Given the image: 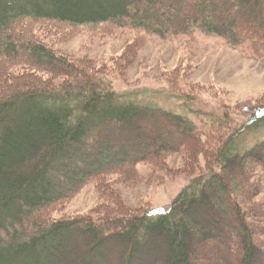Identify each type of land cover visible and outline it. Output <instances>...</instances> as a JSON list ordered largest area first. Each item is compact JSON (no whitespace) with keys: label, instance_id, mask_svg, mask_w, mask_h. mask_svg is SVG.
<instances>
[{"label":"trees","instance_id":"1","mask_svg":"<svg viewBox=\"0 0 264 264\" xmlns=\"http://www.w3.org/2000/svg\"><path fill=\"white\" fill-rule=\"evenodd\" d=\"M26 19L72 26L115 23L160 36L187 34L196 27L233 46L264 50V0H0V264H61L67 254L62 241L71 233L99 246L113 239L128 243L123 264H128L131 250L144 252L141 246L150 236L171 246L156 264H220L254 248L264 256L253 238L254 230L262 228L264 240V224L258 221L264 199L249 205L262 189L252 175L257 167L264 171V139L241 151H232L226 141L217 152V170L193 178L165 210L136 207L102 220H51L46 211L88 181L113 172L137 180L136 163L163 169L165 158L180 148L206 153L208 139L188 116L121 100L83 69L84 62L24 37V30L16 27ZM15 64L30 73L11 79L4 70ZM36 71L61 82L37 79ZM256 109L250 122L264 116V106ZM148 121L167 137L171 132L177 137L165 139L153 132L140 150L128 154L134 151L130 145L139 143L138 124ZM130 124L136 134L109 137L113 125L124 129ZM213 215L224 226L206 230L197 221ZM196 242L218 251L197 252L191 261Z\"/></svg>","mask_w":264,"mask_h":264},{"label":"rangeland","instance_id":"2","mask_svg":"<svg viewBox=\"0 0 264 264\" xmlns=\"http://www.w3.org/2000/svg\"><path fill=\"white\" fill-rule=\"evenodd\" d=\"M16 29H23L24 37H32L71 61L81 65L84 62L86 66L83 69L102 79L119 99L159 106L188 116L199 127L202 137L207 136L208 139L204 146L207 147L206 153L201 150L200 154H194L189 149L180 148L165 158L163 169L142 161L136 163L137 180H126L113 172L102 179L88 181L74 195L46 211L53 221L81 217L102 220L100 218L119 216L121 212L136 207L156 212L165 210L193 178L217 170V152L226 141L232 151H241L264 139V116L250 122L252 115L258 112L256 107L264 106V50L252 51L243 45L233 46L222 37L204 33L196 27L191 33L160 36L115 23L72 26L26 19ZM6 68L4 72L9 73L11 79L30 73L22 64ZM35 74L34 77L45 79L51 85L61 82L60 78L53 79L45 71H36ZM141 123L136 131L139 143L130 145L134 150L128 151L130 155L140 150L141 143H147L153 132H159L165 139L177 137L173 132L167 137L150 121ZM131 127L132 124L124 129L113 125L109 137L115 139L134 132V127ZM193 156L194 161L191 160ZM252 177L260 181L262 189L259 195L249 200V205L264 199L262 168L257 167ZM203 209L208 215L213 214L211 209ZM217 216L197 221L209 230L224 224ZM258 221L263 225L264 215ZM236 231L242 235L240 230ZM78 234L71 233L63 238L62 245L66 246L64 251L67 254L61 264H123L128 254V243L113 239L101 242L100 247L98 242H85ZM262 234V228L254 230L253 238L264 249ZM223 235L227 236L226 232L223 231ZM141 247L144 249L141 254H133L131 250L128 264L159 263L161 254L171 249L168 244L151 236ZM200 251L210 254L218 250L213 247L202 249L197 243L193 246L190 260L194 261ZM254 251H245L246 264H264V256L258 254L256 248ZM245 252L242 257L237 252L235 258L228 257L226 263L220 264H242ZM237 256L241 257L240 260ZM207 257L211 259L210 255Z\"/></svg>","mask_w":264,"mask_h":264}]
</instances>
